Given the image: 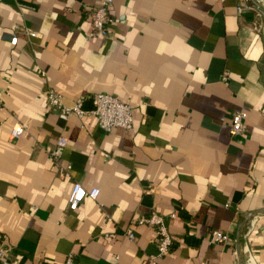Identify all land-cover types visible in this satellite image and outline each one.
Instances as JSON below:
<instances>
[{"label": "crops", "instance_id": "crops-1", "mask_svg": "<svg viewBox=\"0 0 264 264\" xmlns=\"http://www.w3.org/2000/svg\"><path fill=\"white\" fill-rule=\"evenodd\" d=\"M96 3L0 1V242L13 264H264V15L253 0H114L95 37ZM50 89L87 106L109 92L134 107V127L61 120ZM238 110L246 133L232 136ZM17 121L27 131L13 138ZM75 182L100 192L71 210ZM153 210L173 237L161 257L137 222ZM249 216L255 229H240Z\"/></svg>", "mask_w": 264, "mask_h": 264}, {"label": "built area", "instance_id": "built-area-1", "mask_svg": "<svg viewBox=\"0 0 264 264\" xmlns=\"http://www.w3.org/2000/svg\"><path fill=\"white\" fill-rule=\"evenodd\" d=\"M1 1V0H0ZM114 0H97L96 5L88 9V19L92 25L91 36L106 37L111 31V26L115 21L112 15V6ZM249 6L241 5L238 7L239 12H243ZM257 31H261L259 24L255 25ZM32 36H36L37 32H30ZM13 44H17L18 37L11 38ZM225 81L229 79V73L226 71L223 77ZM91 106L86 105L84 97H79L74 104H67L64 101L63 95L56 89H50L47 97V104L49 107H56L59 111V118L67 121L72 115L79 118H84L86 115H95L98 119L99 125L107 132L115 128H124L132 130L134 127V107L121 100L119 97L109 93L98 91L91 96ZM4 108L3 101L0 98V110ZM246 110L235 111L230 120V134L232 136H242L246 133L244 120L247 118ZM27 131V126L21 121H17L12 129L11 136L19 138ZM68 144V137L60 135L54 148L51 150L52 157L58 161L63 154L64 148ZM100 189L97 187L86 188L82 183L75 182L69 195L68 207L75 210L84 201L85 198L90 197L96 199L99 195ZM176 216V214H172ZM138 224H146L153 227L158 239V256H164L169 253L173 245V237L169 230L164 215L156 210H153L149 215L142 216L137 220ZM254 225V223H252ZM130 238H135L134 233H128ZM212 236L216 242H227L229 234L220 230L212 231ZM11 247L0 242V264H13L12 256L10 254ZM67 263L71 264L72 260L69 258ZM151 264H158L152 261Z\"/></svg>", "mask_w": 264, "mask_h": 264}, {"label": "water", "instance_id": "water-1", "mask_svg": "<svg viewBox=\"0 0 264 264\" xmlns=\"http://www.w3.org/2000/svg\"><path fill=\"white\" fill-rule=\"evenodd\" d=\"M253 5L264 15V7L260 5V3L257 0H253ZM251 220V216L247 217L240 226V229L246 227L247 230L253 231L255 229V225H253V221L249 223ZM248 222V225L245 226V224Z\"/></svg>", "mask_w": 264, "mask_h": 264}, {"label": "rangeland", "instance_id": "rangeland-1", "mask_svg": "<svg viewBox=\"0 0 264 264\" xmlns=\"http://www.w3.org/2000/svg\"><path fill=\"white\" fill-rule=\"evenodd\" d=\"M255 225V224H254ZM250 231V230H249Z\"/></svg>", "mask_w": 264, "mask_h": 264}]
</instances>
